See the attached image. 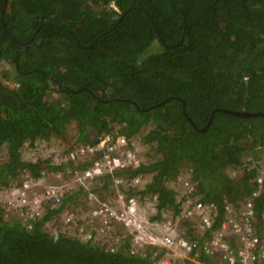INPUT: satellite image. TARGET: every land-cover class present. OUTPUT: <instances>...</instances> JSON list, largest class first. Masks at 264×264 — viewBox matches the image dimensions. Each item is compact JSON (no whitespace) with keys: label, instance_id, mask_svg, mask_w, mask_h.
I'll list each match as a JSON object with an SVG mask.
<instances>
[{"label":"trees","instance_id":"1","mask_svg":"<svg viewBox=\"0 0 264 264\" xmlns=\"http://www.w3.org/2000/svg\"><path fill=\"white\" fill-rule=\"evenodd\" d=\"M0 61L11 69L0 73V183L55 169L40 155L24 159L22 148L37 138L68 140L73 125L75 142L104 132L142 136L151 160L126 172L151 174L137 192L158 194V219L163 209L179 211L169 181L182 167L200 200L216 206L213 227L225 199L240 204L256 186L264 116L218 108L264 111V0H0ZM229 168L240 172L231 177ZM77 198L48 206L29 228L0 207V264H148L128 243L108 251L48 231ZM254 211L261 234L264 179Z\"/></svg>","mask_w":264,"mask_h":264},{"label":"built area","instance_id":"2","mask_svg":"<svg viewBox=\"0 0 264 264\" xmlns=\"http://www.w3.org/2000/svg\"><path fill=\"white\" fill-rule=\"evenodd\" d=\"M9 84L17 86L18 82ZM139 142L135 136L104 132L93 143L76 142L40 155L56 168L42 170L37 177L24 175L0 183V207L5 219H19L29 228L48 206L57 207L66 195L75 194L79 202L70 200L50 220L60 231L80 241L98 244L108 251L128 243V252L145 256L148 264H208L196 258L201 252L216 257L213 264H264V228L258 234L254 226V198L263 186L262 173H258L255 188L240 204L223 201L224 216L217 227L211 228L216 206L200 200L197 181L189 171L179 172L173 179L186 193L180 197L179 216H198L204 231L210 229L206 237L189 238L179 232L177 221L166 215V209L161 218L155 217L157 193L134 191L143 174L130 176L126 171L151 160L139 152ZM105 190L109 196L102 195Z\"/></svg>","mask_w":264,"mask_h":264},{"label":"rangeland","instance_id":"3","mask_svg":"<svg viewBox=\"0 0 264 264\" xmlns=\"http://www.w3.org/2000/svg\"><path fill=\"white\" fill-rule=\"evenodd\" d=\"M9 67L4 61H0L1 74L9 70L10 69ZM9 72L11 73V69ZM73 133H74L73 125H69L67 129L68 140H62L61 138L58 137H50L48 139L37 138L34 146L30 147L28 145H25L22 148V157L24 159H33L37 155H42V154L47 155V153L53 149H62L69 147L76 143L74 141ZM135 139L140 141L138 145L139 152L143 155L150 156L148 154L150 152L149 145L143 142L142 136L139 134L135 135ZM6 157H7V150L5 145H2L0 146V163L3 162L6 159ZM257 164H258L259 172L262 173V175H264V157L258 158ZM188 170L189 168L186 166L181 168V171L183 173L188 172ZM227 171L231 177H235L240 172V169L238 171L236 168H229ZM149 178H150V174L148 173L141 175L140 183L135 186L134 191L140 190L141 187L144 186L145 180L148 181ZM169 185L175 190L177 198L179 197L180 199L181 195L186 194L185 189L177 179H172L171 181H169ZM105 192H103L105 196H109L108 195L110 194L109 191L105 190ZM80 196L83 197V194H80ZM166 210H167L166 215L168 217H172L173 220L177 221L179 232L182 235H186L189 238H199L204 236L205 231L203 227H201L200 224H198L197 217L193 216L191 218H186V217L181 218L179 216L180 210L178 211V213L170 208ZM145 215L149 216L148 213ZM46 228L48 229V231H55L60 229L58 227H55L54 223L51 220H49L46 223ZM209 261L212 262V259H210Z\"/></svg>","mask_w":264,"mask_h":264},{"label":"water","instance_id":"4","mask_svg":"<svg viewBox=\"0 0 264 264\" xmlns=\"http://www.w3.org/2000/svg\"><path fill=\"white\" fill-rule=\"evenodd\" d=\"M100 100L102 101H108L109 99H101ZM166 100H168V98H165L164 100L160 101V102H157L155 104H152L150 106H147L145 107L144 109H152L160 104H163ZM182 103H183V113L185 115V117L193 124V121L186 115L185 113V101L182 99ZM219 110H222V111H225V112H228V113H233V114H237V115H240V116H246V117H250V116H254V115H261V116H264V111H252V110H233V109H226V108H218ZM213 118V112L211 113L206 125L201 128L202 130L205 129L209 124H210V121L212 120Z\"/></svg>","mask_w":264,"mask_h":264},{"label":"clouds","instance_id":"5","mask_svg":"<svg viewBox=\"0 0 264 264\" xmlns=\"http://www.w3.org/2000/svg\"><path fill=\"white\" fill-rule=\"evenodd\" d=\"M114 4V3H113ZM115 5V4H114ZM189 172H190V170H188ZM181 172V171H180ZM191 173V172H190ZM149 174V173H148ZM150 177H151V174H150ZM173 179V178H172ZM171 179V180H172ZM170 180V181H171ZM198 193V192H197ZM199 195H200V193H199ZM201 196V195H200ZM176 199H177V201L179 202V210H181V203H182V199L180 198V199H178L177 197H176ZM216 215V214H215ZM197 218H198V216H196ZM160 218H161V215H160ZM188 218H191V217H188ZM214 218H215V216H214ZM213 222H214V220H213ZM212 225H213V223H212ZM211 228H215V227H211ZM206 232V231H205ZM186 236V235H185ZM204 236H202V237H199L200 239L201 238H203ZM201 253H199L197 256H196V258H198V260L199 261H202V262H205V263H208V264H213L214 262H215V260H216V257H213V256H208L209 258L207 259V260H205V259H201L200 257H201V255H200ZM210 259H212V262H210L209 260Z\"/></svg>","mask_w":264,"mask_h":264},{"label":"crops","instance_id":"6","mask_svg":"<svg viewBox=\"0 0 264 264\" xmlns=\"http://www.w3.org/2000/svg\"><path fill=\"white\" fill-rule=\"evenodd\" d=\"M150 179V178H149ZM102 192V195H104L105 196V194L103 193V191H101ZM105 192V191H104ZM106 193V192H105Z\"/></svg>","mask_w":264,"mask_h":264}]
</instances>
